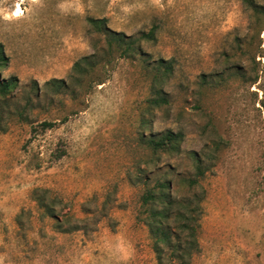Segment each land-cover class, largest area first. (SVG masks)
Listing matches in <instances>:
<instances>
[{"label": "rangeland", "instance_id": "rangeland-1", "mask_svg": "<svg viewBox=\"0 0 264 264\" xmlns=\"http://www.w3.org/2000/svg\"><path fill=\"white\" fill-rule=\"evenodd\" d=\"M251 4L264 10V0H0L9 60L0 76L19 81L10 104L25 106L34 82L42 92L33 125L13 118L0 132V264H157L137 220L141 194L175 165H191L151 160L143 139L168 129L184 133L185 151L220 145L203 181L192 264H264V16ZM89 18L128 37L154 28L156 40L98 66L103 85L91 78L88 90L56 96L46 82H70L77 61L109 45ZM160 60L174 70L163 83L169 104L156 106ZM37 189L61 201L56 211L83 219V230L57 232Z\"/></svg>", "mask_w": 264, "mask_h": 264}, {"label": "trees", "instance_id": "trees-1", "mask_svg": "<svg viewBox=\"0 0 264 264\" xmlns=\"http://www.w3.org/2000/svg\"><path fill=\"white\" fill-rule=\"evenodd\" d=\"M250 6L257 18L264 16V10L261 7H256L254 4ZM88 22L105 36L109 45L97 47V52L103 51L101 55L94 54L77 61L72 69L70 82L63 79L46 82L44 87H51L56 96L63 93H71L74 96L77 92L76 87L88 90L95 79H97L96 85H103L105 81L95 76V69L98 66L107 65L113 59H131L141 54L142 42L156 40L154 28L147 33H140L138 37H128L108 29L103 19L89 18ZM8 62L4 47L0 44V74L2 69L8 67ZM173 67L174 64L171 61L158 62L153 76L154 84H152V90L156 95L152 102L156 106L169 104L163 83L173 72ZM18 85L17 79L12 77L2 79L0 76V132L7 131L8 125L5 122L13 118L30 125L35 122L30 114L38 107L37 102L42 96L41 87L34 82L31 88L34 97L29 94L26 105L19 108L12 107L10 104L13 92ZM65 119L64 117L63 120ZM55 124L56 122H43L46 128H52ZM184 138L182 131L168 129L159 135L143 139V144L150 150L151 160L152 157L163 154L177 157L181 162L188 159L191 163L189 170L177 171V165H175L170 171H165L151 185L147 183L146 189L141 194L137 220L148 228L157 264H192L195 256L201 252L199 232L203 217V203L207 197L203 181L215 166V151L220 149V145L215 144L214 148L206 147L201 153L185 151L182 147ZM33 193L43 216L55 221L54 228L57 232L68 234L83 230L81 227L83 219L77 218L70 212L56 211V205L61 201H58L56 196H49L51 193L49 189H37Z\"/></svg>", "mask_w": 264, "mask_h": 264}, {"label": "bare ground", "instance_id": "bare-ground-1", "mask_svg": "<svg viewBox=\"0 0 264 264\" xmlns=\"http://www.w3.org/2000/svg\"><path fill=\"white\" fill-rule=\"evenodd\" d=\"M20 13H22V8L20 6H18V9H17L15 15L18 16V14H20Z\"/></svg>", "mask_w": 264, "mask_h": 264}]
</instances>
